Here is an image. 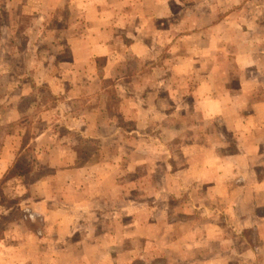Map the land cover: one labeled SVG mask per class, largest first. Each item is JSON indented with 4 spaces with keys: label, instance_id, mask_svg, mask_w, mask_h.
Returning <instances> with one entry per match:
<instances>
[{
    "label": "crops",
    "instance_id": "crops-1",
    "mask_svg": "<svg viewBox=\"0 0 264 264\" xmlns=\"http://www.w3.org/2000/svg\"><path fill=\"white\" fill-rule=\"evenodd\" d=\"M25 3H40L41 17L50 10L76 11L77 4L84 6L78 7L85 20L83 35L74 33L79 37L68 42L74 67L82 70L70 98L77 89L83 90L81 96L87 95L88 86L118 87L117 108L110 106L112 100L103 89L93 96L100 99V106L88 112L87 119L76 120L83 128L69 129L81 137H95L96 148L101 149L98 162L75 166L72 159L70 167L62 169L61 158L49 161L43 159L45 154L38 156L36 162L43 159L55 170L48 176L51 186L54 189L62 181L60 192L71 188L76 209L83 206L116 214L120 196L127 190L138 195L137 200L143 197L146 201L137 205L143 204L145 214L138 217L143 221L134 229L145 240L144 251H152L157 242L178 244L181 249L144 255L136 248H122L124 241L116 238L112 254L85 251L76 257L59 246L74 236L72 217L66 234H52L51 250H41L46 240L35 241L33 253L1 241L0 264L87 260L94 264H264V0ZM97 59L103 60L101 70ZM26 94L17 92L16 99ZM25 115L16 108V119L7 124L16 128ZM25 133L22 126L18 135H6L0 152L1 176L14 160L16 146L20 150L27 146ZM40 133L31 141L34 147L46 132ZM76 172L86 175L87 185L75 181ZM66 175L72 178L61 180ZM156 176L163 180V188L156 186ZM125 179L131 184L127 188ZM142 182L148 188L140 193ZM161 191L170 205L178 203L177 209L166 205L170 217L163 227L157 225L155 214ZM43 203L47 211L48 203ZM177 230L181 233L176 235ZM158 236L163 239L158 241ZM99 240L84 239V246H100ZM140 240L134 246L141 245ZM19 242L28 243L23 238Z\"/></svg>",
    "mask_w": 264,
    "mask_h": 264
},
{
    "label": "rangeland",
    "instance_id": "rangeland-1",
    "mask_svg": "<svg viewBox=\"0 0 264 264\" xmlns=\"http://www.w3.org/2000/svg\"><path fill=\"white\" fill-rule=\"evenodd\" d=\"M24 3L25 0H8L7 3L0 4V152L6 135L12 133L14 136L18 135L22 126L26 129L24 139L27 145L25 147L22 143L24 148L21 150L16 146L14 160L5 174L3 176L0 174V242L3 241L4 245L6 243L11 246L19 245L20 250L25 249L33 253L37 251V248H34L35 241L46 240L47 244H42L41 250L44 251L45 248V250H51V239L54 236L52 234L56 231L61 235L66 234L73 217L76 221L75 226L72 227L74 236L59 245L67 254L70 252L76 257L85 251H88L87 255L92 254V251H106L112 254L116 249L114 246L116 238L124 241L122 248L126 250L136 248L137 251L144 252V255L156 253L154 255L160 256L171 252L179 253L180 245L175 244L171 247L158 242L151 245L152 251H144L145 240L138 238L134 229L136 223L138 225L143 221V218L140 221L138 217L145 214L143 204L137 205L139 203L137 201H146L143 197L137 200L138 195H133L127 190L125 195L120 196V208H117L119 210L116 214L115 210L107 211L99 208L84 210L83 206L76 209L74 195L73 197L69 195L71 188H63L60 192L59 185L62 181L61 183L57 181L54 189L51 186L53 182L48 180V176L54 174L55 170L50 166V162L46 164L43 159L50 161V159L61 158L64 161L61 163L62 169H68L72 159H75V166L99 161L98 155L101 149L96 148L95 137H81L69 129L83 128V125L76 120L81 116L87 119L88 112L100 106L98 102L100 99H93V96L99 95L103 89L112 100L110 106L117 108L119 106L116 91L118 87L104 84L98 89L97 85H87L89 87L87 95L81 96L80 93L83 90L77 89L73 94L74 98H70V91L74 87L76 77H80L76 75L81 74L82 70L74 67L75 59L68 42L73 37H79L74 36V33L83 35L85 20L78 7L84 6L77 4L76 11L74 9L71 11L60 9L57 12L50 10V12H44L41 17L40 3H25V6ZM27 4L30 5L28 8H26ZM22 6L25 8L22 9ZM35 17H39L40 20H36ZM102 63V59L96 60L99 70L102 69ZM17 92L27 94L17 100ZM88 97L92 99L86 102ZM127 103L130 102H126L125 105ZM16 108H22L26 115L23 116L25 120L22 125L18 123L15 128L14 124L7 123L16 119V116L14 117ZM88 120L90 121L89 118ZM39 132L46 133L43 135L42 142L34 147L31 141ZM53 134L56 135V141ZM20 137H16L17 141ZM109 140H116V138ZM40 154L45 156L41 161L36 162ZM92 169L93 167L90 171ZM84 176L86 175L80 172L75 173V181L82 183V187L87 185L88 180ZM70 178H72L71 175H66L65 179L61 177V180ZM155 180L156 186L163 188V180L159 176H156ZM124 183L126 188L131 185L128 179H125ZM147 185V182L142 184L143 190L140 188V193L147 190ZM161 192L156 200L155 214L157 225L163 227L166 219L170 217L166 216L168 213L166 205L177 209L178 203L174 202L170 205V199L163 191ZM71 198H73L72 201ZM44 201L48 203L47 211ZM72 208L76 209L74 213L71 211ZM174 233L177 235L181 233V230ZM21 238L28 243L17 244V240ZM92 238L93 241L100 239L98 242L100 246L94 244L90 249L87 243L85 247L84 239ZM138 239H141V245L138 242L134 246ZM160 239L163 238L159 237L158 241ZM134 254L137 255L136 251ZM93 261H76L75 263L94 264ZM126 261L125 258L123 262ZM95 264L105 263L95 261Z\"/></svg>",
    "mask_w": 264,
    "mask_h": 264
}]
</instances>
